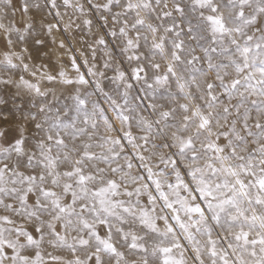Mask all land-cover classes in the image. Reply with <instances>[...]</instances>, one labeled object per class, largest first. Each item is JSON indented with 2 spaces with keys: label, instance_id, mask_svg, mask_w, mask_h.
I'll return each instance as SVG.
<instances>
[{
  "label": "snow or ice",
  "instance_id": "6c2138e0",
  "mask_svg": "<svg viewBox=\"0 0 264 264\" xmlns=\"http://www.w3.org/2000/svg\"><path fill=\"white\" fill-rule=\"evenodd\" d=\"M0 264H264V0H0Z\"/></svg>",
  "mask_w": 264,
  "mask_h": 264
}]
</instances>
